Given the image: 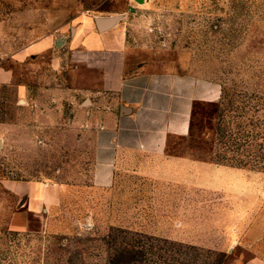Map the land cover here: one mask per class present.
<instances>
[{"label":"rangeland","instance_id":"rangeland-1","mask_svg":"<svg viewBox=\"0 0 264 264\" xmlns=\"http://www.w3.org/2000/svg\"><path fill=\"white\" fill-rule=\"evenodd\" d=\"M144 2L0 0V68L34 85L39 100L31 110L14 81L0 84V264H243L264 255V0ZM107 14L141 27L144 54L160 68L222 87L219 101L195 104L189 135L169 140L171 155L201 162L179 181L142 176L123 161L111 186L94 185V128L80 104L93 96L95 70L77 72L57 44L59 72L51 55L14 61L49 34L69 36L79 17ZM50 80L82 82L86 95L78 107L67 97L58 104L43 90ZM6 179L49 181L62 192L48 227L38 218L31 231L10 230L23 199Z\"/></svg>","mask_w":264,"mask_h":264},{"label":"crops","instance_id":"crops-1","mask_svg":"<svg viewBox=\"0 0 264 264\" xmlns=\"http://www.w3.org/2000/svg\"><path fill=\"white\" fill-rule=\"evenodd\" d=\"M113 16H118L117 20L101 30L96 18ZM140 28L130 25L129 17L123 14L84 15L75 21L69 36L63 34L56 38L54 33L49 34L14 54L15 63L20 65L28 56L36 63L40 55H51V66L59 72L62 64L55 63L58 58L54 45L57 44L67 47L65 56L76 63L77 72L86 64L95 70L93 96L85 98L80 106H87L86 121L94 128L91 180L96 186H111L117 167L122 166L123 161L126 165L134 161L137 173L142 176L179 181L182 174L196 169L201 162L171 155L168 151L170 138L189 135L196 103L221 99L222 87L213 79L160 68L156 59L151 60L144 54ZM12 76L10 71L0 68V84L14 81L23 106L36 109L39 100L34 85L17 79L15 74ZM77 83L71 87L68 80L67 84L50 80L43 90L55 95L58 104L67 97V101L78 107L80 98L86 95V87L82 82ZM220 169L229 174L232 171L242 173L226 166ZM3 183L9 192L23 199L22 206L13 212L9 221L10 230L31 231L34 219L38 218L43 227H48L52 207L62 195L53 183L16 179H6ZM243 264H264V255H255Z\"/></svg>","mask_w":264,"mask_h":264},{"label":"water","instance_id":"water-1","mask_svg":"<svg viewBox=\"0 0 264 264\" xmlns=\"http://www.w3.org/2000/svg\"><path fill=\"white\" fill-rule=\"evenodd\" d=\"M138 2H143L144 0H137ZM118 16H113L110 17L108 19H104L101 17H97L96 18V23L99 26V28L101 30L106 29L107 27H109L111 24H113L116 20H117Z\"/></svg>","mask_w":264,"mask_h":264}]
</instances>
